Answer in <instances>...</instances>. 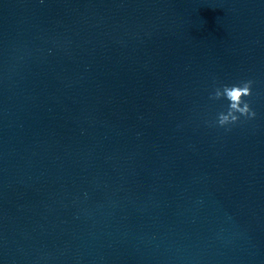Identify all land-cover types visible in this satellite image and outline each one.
Returning a JSON list of instances; mask_svg holds the SVG:
<instances>
[{
	"label": "water",
	"instance_id": "1",
	"mask_svg": "<svg viewBox=\"0 0 264 264\" xmlns=\"http://www.w3.org/2000/svg\"><path fill=\"white\" fill-rule=\"evenodd\" d=\"M0 264H264V0H0Z\"/></svg>",
	"mask_w": 264,
	"mask_h": 264
},
{
	"label": "clouds",
	"instance_id": "2",
	"mask_svg": "<svg viewBox=\"0 0 264 264\" xmlns=\"http://www.w3.org/2000/svg\"><path fill=\"white\" fill-rule=\"evenodd\" d=\"M252 83L251 80H248L215 88L214 95H210L209 99L220 100L223 98L228 101L226 113L222 112L217 116V127L236 124L241 117L248 120L255 118L256 113L251 110L247 102V98L251 95Z\"/></svg>",
	"mask_w": 264,
	"mask_h": 264
}]
</instances>
